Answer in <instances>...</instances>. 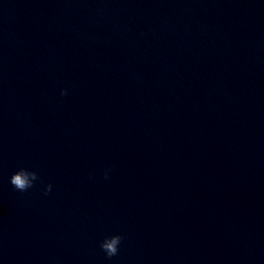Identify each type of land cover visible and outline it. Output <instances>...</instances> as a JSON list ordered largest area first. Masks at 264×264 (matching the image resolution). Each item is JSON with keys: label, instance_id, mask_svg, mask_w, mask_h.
Masks as SVG:
<instances>
[{"label": "clouds", "instance_id": "9594fccd", "mask_svg": "<svg viewBox=\"0 0 264 264\" xmlns=\"http://www.w3.org/2000/svg\"><path fill=\"white\" fill-rule=\"evenodd\" d=\"M61 96L67 95V90H61ZM107 178V173L105 174ZM39 180V176L35 171H30L25 168H20L14 172L10 178L9 182L16 191L26 192L33 188L34 182ZM52 190V185L48 184L45 188V194L47 195ZM123 237L119 234L105 237L101 243L100 248L104 252L107 258H112L119 254L120 245L122 243Z\"/></svg>", "mask_w": 264, "mask_h": 264}]
</instances>
